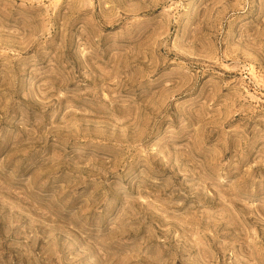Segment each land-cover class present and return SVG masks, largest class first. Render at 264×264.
Returning <instances> with one entry per match:
<instances>
[{
  "label": "rangeland",
  "instance_id": "obj_1",
  "mask_svg": "<svg viewBox=\"0 0 264 264\" xmlns=\"http://www.w3.org/2000/svg\"><path fill=\"white\" fill-rule=\"evenodd\" d=\"M0 264H264V0H0Z\"/></svg>",
  "mask_w": 264,
  "mask_h": 264
}]
</instances>
